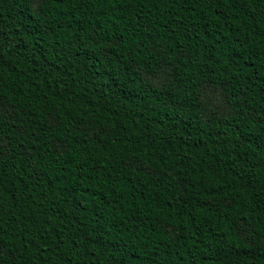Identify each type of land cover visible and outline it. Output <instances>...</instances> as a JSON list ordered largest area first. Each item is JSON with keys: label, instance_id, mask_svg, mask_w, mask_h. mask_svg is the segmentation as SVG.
Listing matches in <instances>:
<instances>
[{"label": "trees", "instance_id": "trees-1", "mask_svg": "<svg viewBox=\"0 0 264 264\" xmlns=\"http://www.w3.org/2000/svg\"><path fill=\"white\" fill-rule=\"evenodd\" d=\"M0 264H264V0H0Z\"/></svg>", "mask_w": 264, "mask_h": 264}, {"label": "rangeland", "instance_id": "rangeland-1", "mask_svg": "<svg viewBox=\"0 0 264 264\" xmlns=\"http://www.w3.org/2000/svg\"><path fill=\"white\" fill-rule=\"evenodd\" d=\"M160 78V77H159ZM160 80H161V78H160ZM213 96H215L214 98H213V100L214 101H212V100H209V101H207V103L209 104L210 102H212V103H217L218 101H217V99H219V100H221V97H222V95L220 94V93H217V94H215V95H213ZM211 104V103H210Z\"/></svg>", "mask_w": 264, "mask_h": 264}]
</instances>
